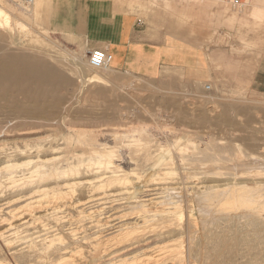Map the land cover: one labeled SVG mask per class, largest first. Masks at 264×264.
Here are the masks:
<instances>
[{"label":"bare ground","instance_id":"1","mask_svg":"<svg viewBox=\"0 0 264 264\" xmlns=\"http://www.w3.org/2000/svg\"><path fill=\"white\" fill-rule=\"evenodd\" d=\"M13 3L35 22L41 0L27 5ZM10 18L0 7V23L9 25ZM14 23L9 28L21 26L19 20ZM16 58L0 60V83L27 80L29 85L23 89L34 100L12 102L1 108L14 119L28 123L29 131L36 132L34 128L46 125L56 128L46 136L8 141L7 147L0 150V159L22 160L0 166V179L6 177L9 191L0 199L4 200L0 207L5 208L0 217V246L8 251L14 264H221L233 258V252L244 250L253 260L246 264H264V197L259 195L264 179L258 173L250 174L253 177L247 182L238 180L240 176L228 167L223 173L226 182L221 184L214 173L225 168L215 163L224 161L223 157L196 158L208 165L194 168L180 152L188 146L187 139L173 149L182 161L178 168L172 166L161 146V157H154V162L148 161L152 157L146 151L142 165L133 164L132 158L117 163L123 153L113 144L126 136L121 126L109 129L99 124L92 129L78 125L76 121L85 120L81 109L72 110L61 95H56L67 83L65 77L54 71L36 70L23 59L21 65L17 64ZM70 58L82 87L106 88L110 83L100 72L108 65L91 67L87 60L84 64L75 55ZM14 122L10 120L4 130L23 129L18 127L21 123ZM142 126L129 131L146 133L149 128ZM138 141L130 139L126 152L129 156L136 151ZM203 144L207 149H217L210 142ZM245 155L240 150L237 157ZM156 159L166 160L171 166H158ZM250 159L249 165L261 163L259 158ZM221 171L216 172L220 175ZM172 174H177V181L169 177ZM190 178L195 181H188ZM253 185L259 186L255 194L260 197L250 192ZM3 191L0 180V197ZM63 209H68L67 214ZM64 218L69 221L68 227L63 224ZM59 224L65 236L57 233ZM235 227L239 235L232 234ZM78 242L86 244L73 247ZM210 255L212 262H207ZM0 264L8 263L0 260Z\"/></svg>","mask_w":264,"mask_h":264},{"label":"rangeland","instance_id":"2","mask_svg":"<svg viewBox=\"0 0 264 264\" xmlns=\"http://www.w3.org/2000/svg\"><path fill=\"white\" fill-rule=\"evenodd\" d=\"M85 1L52 0L49 10L44 11L40 19L37 15L33 22L12 1L0 0L6 12H12L27 23L17 29L9 28L4 21L0 23V60L12 61V58L17 57V64L21 65L25 60L33 64L32 68L36 70L44 69L63 75L67 83L56 95H61L60 99L68 103L72 110L81 109L85 120L76 121L78 125L92 129L99 124H105L109 129L121 126L126 136L118 138L113 144L114 149L123 153L117 158V163L132 158L135 161L130 160L133 164L142 165L144 155L148 154L146 151L152 157L148 161L154 160L156 156L161 157L158 150L161 146L165 150L164 155L170 156L168 160L172 161V166L178 168L182 161H179L174 151L175 146L187 139L188 148L184 147L180 152L183 159L191 166L193 164L194 168L204 163V166L208 165V162L200 164L197 161L199 159L223 157L224 161L215 163L225 168H219L217 172H228L229 167L235 171L236 177L240 176L238 180L249 182V177L256 176L255 173L264 179V10L257 16L251 12L253 20L248 15V10L255 12V9L263 7L264 0H255L253 6L243 0L236 4L200 0H107L120 10L134 13L140 25L138 28L145 37L156 43H165L166 54L172 63L162 65L159 75L152 78L109 68L101 70L110 80L106 88L102 87L103 90L93 86L82 87V83L75 78V67L70 58L75 55L84 64L88 59L84 37L75 27L80 21L77 12L81 11L82 5L85 6ZM229 19H233V22L228 23ZM186 45L189 48L196 47L193 49L195 53L187 52ZM187 64L200 70L191 68L192 71H188ZM28 85L27 80L0 83V86H7L4 90L0 89V150L5 149L12 140L46 136L56 128L46 125L34 128L36 132L29 131L28 123L14 119L10 112L5 113L1 108L12 102L34 100V97L27 95L28 90L23 89ZM10 120L15 121L14 125L21 123L18 127L23 129L4 130ZM134 126L149 129H146V133L130 132L129 128ZM132 138L139 141L136 151L129 153L130 157L126 152ZM204 142H210L211 147L217 149H207ZM240 150L246 154L245 157H237ZM251 157L259 158L261 163L249 165ZM20 161L1 158L0 166ZM146 163L145 166H149ZM171 164L166 160H157V165L161 167H170ZM177 168L176 173L179 172ZM123 169L129 171L125 167ZM216 171L214 175L221 179V184L225 183L226 173H219L220 176ZM169 177L178 180L175 179L177 174ZM5 178L0 179L1 189L4 190L0 199L9 195ZM191 180L195 181L193 178L188 181ZM252 187L250 192L257 195L256 188L259 186ZM262 187L263 193L260 191L259 195L264 197ZM3 202L0 201V204ZM67 210L63 214H67ZM4 212V206H1L0 217ZM66 217L69 218L68 215ZM66 222L69 221L63 224L68 227ZM1 226L3 224L0 223ZM61 226H57V233L65 236L64 227ZM231 232L240 234L236 227ZM79 242L74 243L73 247L82 248L86 244ZM257 251L260 252L259 249ZM248 253L245 250L240 253L235 251L233 258L224 259L221 264L253 262L247 258ZM0 260L14 264L2 246ZM207 262H212L211 255Z\"/></svg>","mask_w":264,"mask_h":264},{"label":"crops","instance_id":"3","mask_svg":"<svg viewBox=\"0 0 264 264\" xmlns=\"http://www.w3.org/2000/svg\"><path fill=\"white\" fill-rule=\"evenodd\" d=\"M51 1L41 0L42 4L38 10V19H40L44 11L49 10ZM200 1L217 3L235 2L236 4L241 0ZM243 1L252 6L255 3V0ZM0 7L2 9L5 8L1 3ZM81 7H83L81 11L77 12L80 21L76 23V26L74 24V26L83 35L88 52L95 48H101L106 49L111 54L112 58L109 63L111 67H108L110 70L124 71L141 77L152 78L159 75L162 65L172 63L166 54L165 43H156L145 37L144 32L138 28L140 25H138V19L134 13L120 10L115 4L107 0H87L85 1V6L82 5ZM57 9H59L58 6ZM257 10H264V5L261 8L255 9V12L248 10V15L252 20L253 18L250 14L253 12L257 16ZM7 14L11 17L9 25H15V20H19L21 25H27L25 21L22 23L12 12H7ZM182 16H185V14H182ZM231 22H233V19L228 20V23ZM249 24L247 23V25ZM251 24H253V21ZM193 49H196V47L190 46L189 48L187 45L185 46V50L189 53ZM191 68L195 69L189 65L186 69ZM195 70L199 71L200 69Z\"/></svg>","mask_w":264,"mask_h":264},{"label":"built area","instance_id":"4","mask_svg":"<svg viewBox=\"0 0 264 264\" xmlns=\"http://www.w3.org/2000/svg\"><path fill=\"white\" fill-rule=\"evenodd\" d=\"M12 2H19L21 4H30L33 0H7ZM111 54L106 49L95 48L88 52V64L91 67L101 68L109 65L111 61Z\"/></svg>","mask_w":264,"mask_h":264}]
</instances>
